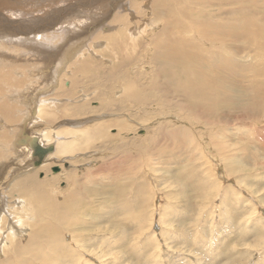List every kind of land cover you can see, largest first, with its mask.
Here are the masks:
<instances>
[{"label":"rangeland","instance_id":"rangeland-1","mask_svg":"<svg viewBox=\"0 0 264 264\" xmlns=\"http://www.w3.org/2000/svg\"><path fill=\"white\" fill-rule=\"evenodd\" d=\"M29 1L0 0V67H16L0 88V264H264V181L255 179L264 177V111L248 118L242 113L252 99L243 86L263 83L264 76L247 71L236 77L242 85L231 86L228 76L206 75L218 85L208 91L225 103L214 106L215 114L203 115L199 108L177 105L181 95L165 87L166 79L151 62L149 41L175 9L156 16V0ZM173 3L178 0L165 5ZM184 5L176 8L178 27L188 23L193 29L187 12L195 4L186 0ZM121 32L126 34L123 48L108 47L105 39ZM134 37L139 47L133 52ZM189 37L211 46L194 31ZM70 40L86 41V48L60 71L57 61ZM231 44L242 47L243 42ZM232 45L219 49L231 55ZM255 54L251 46L232 54L231 61L249 69L257 56L264 61V49ZM215 56L210 57L217 64ZM154 61L175 69L167 60ZM108 76L117 80L106 81ZM49 106L51 114L42 117ZM3 114L9 120L2 121ZM98 116L104 120H94ZM89 117L92 122L76 129L81 130L77 141L67 136L56 152L57 139L64 138L57 132L73 130L70 121ZM174 130L182 132L175 142L165 135ZM22 133L36 134L47 145L25 146L19 141ZM65 147L70 159L58 153ZM28 168L33 183L19 173ZM193 180L208 199L195 209L183 202ZM36 183L42 187L35 189V199L28 185ZM231 186L232 197L224 200ZM71 191L75 195L69 199ZM40 207L49 212L40 214ZM13 223L17 233L10 232ZM65 244L72 248L68 253Z\"/></svg>","mask_w":264,"mask_h":264},{"label":"bare ground","instance_id":"bare-ground-1","mask_svg":"<svg viewBox=\"0 0 264 264\" xmlns=\"http://www.w3.org/2000/svg\"><path fill=\"white\" fill-rule=\"evenodd\" d=\"M29 1V0H28ZM40 1V0H39ZM58 1V0H57ZM61 1V0H60ZM69 1V0H67ZM147 2V0H144ZM153 1V0H152ZM152 1H150L151 5ZM155 1V0H154ZM168 0H156V4L154 6V10L153 12L156 14V16H160V13L162 12L161 10L163 9H175L178 12H180L178 9L176 8H181V6L185 7V3L186 0H181L183 2H180L178 0V3H173L172 6H169V2L167 5L166 2ZM190 2H192L194 5V8H192L191 10L189 9L190 12L188 15V20H194L193 21V29L189 26L190 24L187 23V27L182 23L179 28L178 27V15L175 12L174 15L172 17H169L168 20L165 19V21H167V23H163L161 24L162 26L156 29L155 33L153 34L151 40L149 41V43L151 44V48H152V55L150 54V56H152L151 58V62L156 65L158 67V69L162 72V74H160L159 76L161 78H165L166 79V83H165V87L170 89L172 92V94L174 96L176 95H181L182 97V102L178 101L179 103H177V105L181 106H186V107H191L192 109H196L199 108L200 112L203 115H208V114H215V111L213 110L214 106L220 102V103H225V101H222L220 97L221 96H217L214 93H210L208 90L209 88L211 89H217L216 87L218 85L215 84V82H213L211 79L207 78L206 75H224V76H228L229 78V83L231 86H238V85H242L240 83H242L240 81V78H236L237 76H241L242 74L246 73L248 71V73H252L253 76L256 75L258 76H264V61L260 62L258 61L255 57V60L252 61L253 63L250 64L249 69H246L245 67H238L234 65V63L231 61V55L235 56L236 54H240L241 50L246 49V48H250L251 46L254 47V52L256 54H260V51L262 52L264 49V0H188ZM261 1V2H260ZM13 2V1H12ZM18 2V1H17ZM31 2V1H29ZM53 2V1H52ZM106 1L103 2V4ZM185 2V3H184ZM59 3V2H58ZM76 3V2H75ZM78 3V2H77ZM101 3V2H100ZM107 3V2H106ZM114 3V2H113ZM149 3V4H150ZM37 4V3H36ZM56 4V2H55ZM94 8L96 7V3H94ZM136 4V3H135ZM23 5V4H22ZM58 5V4H57ZM75 5V4H74ZM101 5V4H100ZM99 5V6H100ZM124 5V4H123ZM18 6V5H17ZM47 6V5H46ZM64 6V5H63ZM98 6V8H99ZM130 6V5H129ZM149 6V5H148ZM229 6V7H228ZM40 7V6H39ZM57 7V6H56ZM101 7V6H100ZM104 7V6H103ZM135 7V6H134ZM150 7V6H149ZM152 7V6H151ZM28 8V7H27ZM27 8L25 11H27ZM70 8V7H69ZM137 8V7H136ZM19 9V8H18ZM47 9V8H46ZM51 9V8H50ZM59 9V8H58ZM101 9V8H99ZM186 9V8H183ZM29 10V9H28ZM135 10V9H134ZM168 10V11H169ZM60 11V10H59ZM75 11V10H74ZM90 12V11H89ZM103 12V11H102ZM105 12V10H104ZM110 12V11H109ZM119 12V11H118ZM122 11H120L121 13ZM172 12V11H171ZM24 13V12H23ZM151 13V12H150ZM187 13L185 15H187ZM91 14V13H90ZM106 14V12H105ZM110 14V13H109ZM113 14V13H112ZM116 15V13H114ZM118 14V13H117ZM4 15V14H3ZM142 15V14H141ZM180 15V14H179ZM183 15H184V10H183ZM184 15V17H185ZM107 16V15H106ZM114 16V15H113ZM143 16V15H142ZM22 17V16H21ZM41 17V16H40ZM89 17V16H88ZM116 17V16H115ZM181 17V16H180ZM4 18V17H3ZM39 18V17H37ZM102 18V17H101ZM117 18V17H116ZM115 18V19H116ZM123 18V17H122ZM131 18V17H130ZM133 18V17H132ZM135 18V17H134ZM158 20L160 19L159 17H156ZM187 18V17H186ZM41 19V18H39ZM44 19H46L44 17ZM60 19V18H59ZM146 19V18H145ZM182 19V18H180ZM38 20V19H36ZM36 20L34 22H36ZM11 21V20H10ZM42 21V20H41ZM64 21V20H63ZM108 21V20H107ZM106 21V22H107ZM123 21V19L121 20ZM120 21V23H121ZM12 22V21H11ZM45 22V21H44ZM53 22V21H51ZM98 22V21H97ZM96 22V23H97ZM100 22V21H99ZM105 22V23H106ZM113 22V21H112ZM119 22V21H118ZM159 22V21H156ZM33 23V22H32ZM81 23V22H80ZM101 23V22H100ZM131 22L129 21V24ZM135 24V22H133ZM192 23V22H191ZM40 24V23H39ZM42 26H44V23ZM47 24V23H46ZM89 24V23H88ZM91 24V23H90ZM125 24V23H122ZM6 25V24H5ZM29 25V24H28ZM35 25V24H33ZM37 25V24H36ZM120 25V24H119ZM145 25V23H144ZM38 26V25H37ZM41 26V27H42ZM106 26V25H104ZM124 26V25H122ZM132 26V23H131ZM143 26V23L142 25ZM147 25H145L146 27ZM4 27V26H3ZM19 27V26H18ZM40 27V26H39ZM83 27V26H82ZM95 27V26H94ZM99 27L102 29V27L99 25ZM121 27V25H120ZM135 27V26H134ZM21 28V27H20ZM79 28V27H78ZM119 28V27H118ZM124 28V27H123ZM1 29V28H0ZM41 29V28H40ZM44 29V28H43ZM47 29V28H46ZM59 29V28H57ZM56 29V30H57ZM88 29V28H87ZM95 29V28H94ZM115 29V28H114ZM189 29L191 30V32L189 31ZM38 30V28L36 29ZM90 30V29H89ZM100 30V29H98ZM104 31L107 30V28L103 29ZM126 30V29H124ZM129 30H131L129 28ZM48 31V30H47ZM83 31V29H82ZM94 31V30H93ZM92 31V32H93ZM101 31V30H100ZM145 31V30H144ZM197 33V36L201 37L202 39H204L206 42H208L210 45L207 44H202V43H198L194 40H192L190 36V34L192 32ZM74 32V31H73ZM126 32L128 33V31L126 30ZM130 32V31H129ZM190 32V34L188 33ZM1 33V31H0ZM5 33V32H3ZM7 33V32H6ZM69 33V32H68ZM89 33H91L89 31ZM102 34L104 32H101ZM189 35H188V34ZM8 34V33H7ZM72 34V33H71ZM76 34V33H75ZM134 34V32H133ZM6 35V34H5ZM78 35V34H77ZM124 35V37H123ZM3 36V35H1ZM0 36V37H1ZM63 37V36H62ZM67 37V36H65ZM82 37V36H81ZM68 38V37H67ZM126 38V34L124 32H121L120 34H113L111 36H109L108 38H106V45L108 47H115L116 46V50L117 49H121V47L123 48V42L125 41ZM1 39V38H0ZM71 39V38H70ZM89 38L86 39V41ZM50 40V39H49ZM57 40V39H56ZM76 40V39H75ZM142 40V39H141ZM219 40V41H218ZM6 41V40H5ZM60 41V40H59ZM67 41V40H66ZM77 41V40H76ZM79 41V40H78ZM77 41V43H78ZM80 42L77 46L73 43H71V40L69 41L70 43L68 44V48L66 49V47L64 48V52H62L61 56H60V60L57 61V64H59V66H57V68H60V71L65 67L66 63L70 62V60H72V57L74 54H76V52L78 53V55H82L83 53V48H86V44L85 42ZM92 41V40H91ZM90 41V42H91ZM120 41H122V46L120 44ZM243 42V45H241L242 47H238L236 45L235 46V50L233 51V53L231 55H229L230 53H227L226 51H222L223 49H219V46L221 44L223 45H232L231 43H238V42ZM58 42V41H57ZM137 40H135V37L131 40L129 46L130 48H132V51H138L136 49V47H139L137 45ZM203 42V41H202ZM245 42V44H244ZM94 43V42H93ZM161 44L159 45V48L154 47V44ZM230 43V44H228ZM48 44V43H47ZM71 44V45H69ZM73 44V45H72ZM97 43H95L96 45ZM104 44V43H103ZM102 44V45H103ZM156 44V45H158ZM88 45V44H87ZM90 45V44H89ZM218 45V47L216 46ZM232 45V46H233ZM28 46V45H27ZM26 46V48H27ZM64 46V45H63ZM62 46V47H63ZM67 46V45H66ZM76 46V47H75ZM97 46V45H96ZM101 46V45H100ZM103 51V54L105 55L106 53V48ZM60 47V46H59ZM80 47H82L81 49H79ZM94 47V45H93ZM92 48V47H91ZM226 49V48H225ZM61 50H63V48H61ZM250 50V49H249ZM131 51V50H130ZM109 52V51H108ZM111 52V51H110ZM140 52V51H139ZM222 52H224L226 55H223ZM229 52V51H228ZM57 53V52H56ZM118 53V52H117ZM54 54V53H53ZM59 54V52H58ZM220 54H222L223 56H225L223 59H220ZM228 54V55H227ZM255 54V55H256ZM51 55V54H50ZM108 55V53H107ZM112 55V54H111ZM135 55V54H134ZM149 55V54H148ZM211 55H216L215 58L217 60H219L217 62V64H215L214 62H212L211 60ZM6 56V55H5ZM109 56V55H108ZM254 56V55H253ZM261 56V55H260ZM53 57V55H52ZM237 57V56H236ZM39 58V57H37ZM260 58V57H259ZM36 59V57L34 58V60ZM74 59V58H73ZM154 59H160V60H167L169 62L172 63V65L175 67V69H171L169 68L165 63L163 62H155ZM261 59V58H260ZM52 59H50L51 61ZM135 60V59H134ZM54 61V60H53ZM73 61V60H72ZM122 61V60H121ZM120 61V62H121ZM236 61V60H235ZM234 61V62H235ZM44 62V61H43ZM237 62V61H236ZM235 62V63H236ZM170 63V64H171ZM244 63V62H243ZM117 66V65H116ZM205 66V67H203ZM8 67L7 70H3L2 67H0V88L4 87V85H8L9 80L11 78V74H13V70L16 68L11 67V66H6ZM155 67V66H154ZM90 63L86 62L85 64L82 65V69H84L85 72H87L88 70H90ZM44 69V68H43ZM80 69V67H78V70ZM157 69V68H156ZM37 71V70H36ZM57 71V70H56ZM63 71V70H62ZM39 72V71H38ZM79 73V71H78ZM247 74V73H246ZM44 76V75H43ZM54 77V76H53ZM153 77H158L157 74L153 73ZM243 77V76H242ZM255 77V76H254ZM55 78V77H54ZM59 78V77H58ZM109 79H105L106 81H116L117 80V76H108ZM56 79V78H55ZM214 79V78H213ZM244 79V78H243ZM242 79V80H243ZM226 81V80H225ZM42 82V81H40ZM45 82V81H44ZM222 82V81H221ZM246 82V81H245ZM54 83V82H53ZM57 83V81H56ZM228 83V82H227ZM228 83V84H229ZM247 83V82H246ZM262 80L258 83H248L245 84L243 87L246 89L244 90V92H246L248 95L250 94V96L252 97L251 99V107L245 109L242 113H244L246 111V117H251L253 115H256L257 113H261L264 111V82L262 84ZM66 84V82H65ZM226 84V85H228ZM55 85V83H54ZM68 85V84H67ZM70 85V83H69ZM154 85V84H152ZM156 85V84H155ZM53 86V85H52ZM130 86L133 87V89L136 87L134 83H130ZM161 86V85H160ZM230 86V87H231ZM44 87V85L42 86ZM162 87V86H161ZM226 88V86H225ZM136 89V88H135ZM230 89V88H228ZM53 90V88H52ZM130 90V89H129ZM221 90V89H220ZM218 93H221V91L216 90ZM231 91L228 90V93H230ZM37 93V92H36ZM35 93V94H36ZM34 94V93H33ZM223 94V93H222ZM39 95V94H38ZM168 95V94H167ZM35 96V95H34ZM37 96V94H36ZM161 97V96H160ZM177 97V96H176ZM174 97V98H176ZM223 97V96H222ZM241 98V97H240ZM27 99V98H24ZM31 99V98H29ZM34 99V98H33ZM226 99V98H225ZM224 100V99H223ZM25 101V100H24ZM27 101V100H26ZM58 101V100H57ZM138 101V100H137ZM152 101H154L152 99ZM3 102H5V100H3ZM52 102V100H51ZM133 102V101H132ZM144 102V101H143ZM28 103V102H27ZM25 103V104H27ZM30 104V103H29ZM53 105V103H52ZM8 106V103H3V110H6ZM31 106V105H30ZM28 107V106H27ZM26 107V108H27ZM53 108L51 106L47 107V110L45 111L46 113L42 112V117H46V115L51 114V109ZM29 110V107H28ZM31 110V109H30ZM32 111V110H31ZM7 112V111H6ZM8 113V112H7ZM31 114V113H30ZM29 114V115H30ZM34 114V113H33ZM241 115V114H240ZM239 115V116H240ZM3 119L2 121L9 120V115L8 114H3ZM28 116V115H26ZM32 117V116H31ZM242 117V116H240ZM240 117H238L239 119H241ZM244 117V116H243ZM28 118V117H26ZM94 120H104V118H100V116L98 117H93ZM30 119V118H29ZM27 119V120H29ZM49 119V118H48ZM89 119V120H88ZM92 117L89 118H85L84 122L79 121V122H72L70 126H73V130L70 129H65V132H61L58 131L57 132V136H62L64 138H60L57 140H60L59 142H56V152H57V148L60 149V147L65 144L63 142H65L67 139V136L73 137L72 139L74 141L76 140L75 137V133L81 130H76L78 128H80V125L83 123H90ZM236 120V119H235ZM238 120V119H237ZM243 120V119H242ZM26 123V120H24ZM77 121V120H76ZM46 122V119H45ZM98 122V121H97ZM24 123V124H25ZM26 125V124H25ZM86 126V124L84 125ZM83 126V127H84ZM81 127V128H83ZM21 128V127H20ZM32 128V127H31ZM21 130V129H20ZM22 131V130H21ZM27 132V131H26ZM30 132V131H29ZM101 133V131H100ZM163 133V131H162ZM182 134L181 131L179 130H174V131H169L166 132L165 131V135L167 137H169L170 139H172L173 141L175 139H178L176 136H180ZM225 134V133H224ZM21 135V134H20ZM98 135H100L98 133ZM17 137V136H16ZM20 138V136H18ZM34 137V138H33ZM64 139V140H63ZM18 140V138H17ZM220 140V139H219ZM19 141H23L25 146H31L30 144L32 142L35 143V141H37L36 143L39 142V144H41V147H45L47 144L45 143V145H43L42 139L40 138V136H37L36 134H29L27 135L26 133H22L21 138L19 139ZM15 142V141H14ZM67 142V141H66ZM175 142V141H174ZM12 143V142H11ZM22 143V142H21ZM35 143V144H36ZM225 143V142H224ZM18 144V143H17ZM16 144V145H17ZM20 144V143H19ZM22 145V144H21ZM49 145V144H48ZM18 146V145H17ZM11 147V146H10ZM4 148V147H3ZM13 148V147H12ZM21 148V147H20ZM31 148V147H30ZM5 149V148H4ZM22 149V148H21ZM52 150V149H51ZM3 151V150H2ZM7 151V150H6ZM70 149H68L67 147L63 148V150H59L58 153H60L61 155L64 154L65 156L62 158H68L70 159V157L72 156V154H70ZM5 152V151H3ZM14 152V151H13ZM21 152V151H20ZM37 152V151H36ZM1 153V152H0ZM8 153V152H7ZM9 154V153H8ZM20 154V153H19ZM31 154V153H30ZM29 155V154H28ZM57 156V155H56ZM227 156V155H226ZM59 157V156H57ZM28 158V156H27ZM11 159V158H10ZM17 162V161H16ZM33 169V167H32ZM31 168L26 169L24 171H20V174H25L23 179H29L31 182L32 177L31 176ZM18 173V172H17ZM223 180V179H222ZM75 182L77 183V181L75 180ZM23 183V181H22ZM33 183V182H32ZM23 185V184H22ZM44 186V184H42ZM31 186L32 191L35 192V194L32 193V196L36 199V190L37 188H41V185H37L36 183V187H33L34 185H28ZM82 187H84V184L82 185ZM81 187H79V189L77 190L76 193H78V191L81 192ZM230 190V189H229ZM31 194V191H30ZM75 195V192L71 191L70 194L67 196V198L71 199L73 198ZM23 200V199H22ZM225 200V199H224ZM42 202H47L48 200H45L43 198H41ZM228 201V200H227ZM226 201V203H227ZM226 205V204H225ZM41 209H39V213L40 214H44L47 211L49 212V208L44 209L43 207H40ZM97 208V207H96ZM94 210V209H93ZM184 211V210H183ZM227 212V211H226ZM182 213V212H180ZM229 213V212H228ZM19 220V218L17 219ZM13 221V220H12ZM7 222V221H6ZM14 222V221H13ZM18 226H20V222L16 221L15 222ZM10 224V223H9ZM22 224V223H21ZM13 233H17V227L15 226V224L13 223L12 226H10V232ZM20 231V230H19ZM34 233V232H32ZM104 234V233H103ZM34 235V234H33ZM29 236V235H28ZM31 237V236H30ZM33 237V236H32ZM31 237V239H32ZM49 238V237H48ZM89 238V237H88ZM51 239V238H50ZM205 239V238H204ZM41 240V239H40ZM58 240V239H57ZM33 241V240H32ZM42 243V242H41ZM197 243V242H196ZM67 248V250L65 249V252H69L70 250H72V248L70 247V245L65 244ZM103 245V244H102ZM123 245V244H122ZM7 246V245H6ZM194 246V245H193ZM28 247V246H27ZM108 247V246H107ZM52 249V248H51ZM64 249V248H63ZM6 250V249H5ZM91 250V249H90ZM74 251V249H73ZM76 253V251L74 252ZM64 255H66L64 253ZM63 256V255H62ZM61 256V257H62ZM70 256V255H69ZM39 257V256H38ZM234 257V256H233ZM66 258V256H65ZM41 260V259H40ZM120 261V260H119ZM199 261V260H198ZM231 262V261H230ZM188 264V263H187Z\"/></svg>","mask_w":264,"mask_h":264},{"label":"crops","instance_id":"crops-1","mask_svg":"<svg viewBox=\"0 0 264 264\" xmlns=\"http://www.w3.org/2000/svg\"><path fill=\"white\" fill-rule=\"evenodd\" d=\"M260 173L263 175L264 174V171L262 170ZM254 175L255 174H253L252 176L254 177ZM255 179L258 180V181H262V182L264 181V177H262V178L255 177ZM193 182H194V180L192 182L190 181L191 184L189 186H192V189L187 191V197H185L183 199V202H184V206H186L188 208H194L195 209L196 207H199L201 205V204L198 205L199 204V201L208 200V199L204 198L200 193L197 192L196 185H194ZM232 191H233V189H232V186H231L230 187V190H229V193H228L227 197L225 198V200L231 199V197H232ZM236 192H238V191H236ZM229 205H230L229 202H227L226 203V206H229ZM232 213H233V210L230 209L229 210V215L231 216ZM231 222H233V221H231Z\"/></svg>","mask_w":264,"mask_h":264},{"label":"water","instance_id":"water-1","mask_svg":"<svg viewBox=\"0 0 264 264\" xmlns=\"http://www.w3.org/2000/svg\"><path fill=\"white\" fill-rule=\"evenodd\" d=\"M57 170H58V168L57 167H54L52 171L53 172H57Z\"/></svg>","mask_w":264,"mask_h":264}]
</instances>
